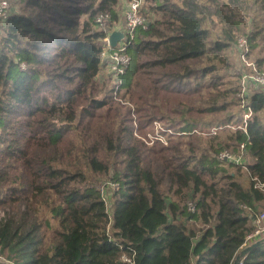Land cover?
<instances>
[{
    "label": "trees",
    "instance_id": "trees-1",
    "mask_svg": "<svg viewBox=\"0 0 264 264\" xmlns=\"http://www.w3.org/2000/svg\"><path fill=\"white\" fill-rule=\"evenodd\" d=\"M120 4L20 0L0 20V260L233 264L264 211V89L242 94L234 57L246 39L264 73V0H143L116 84ZM241 145L245 168L218 159ZM83 165L119 185L110 206ZM259 242L240 264H264Z\"/></svg>",
    "mask_w": 264,
    "mask_h": 264
},
{
    "label": "built area",
    "instance_id": "built-area-1",
    "mask_svg": "<svg viewBox=\"0 0 264 264\" xmlns=\"http://www.w3.org/2000/svg\"><path fill=\"white\" fill-rule=\"evenodd\" d=\"M143 0H129L123 5V21L124 25L122 30L120 31L123 33V38L117 43L115 47L110 45L109 36L106 39L107 48L103 53V58L108 59L109 64V72L108 77L114 79L116 84L120 83V77L125 73L127 67L130 64V58L125 55V51L129 45L130 40H132L135 36V31L138 28L147 29V19L141 13V6ZM9 0H0V17H7L11 12V8L9 6ZM108 16H100L97 19V22L102 26L105 27L107 24ZM130 37V39H129ZM238 52H239V60L242 64V84H241V92L242 94L250 93L252 87L263 88L264 89V73H259L255 67V64L251 62L248 58V46L247 40L241 38L238 41ZM249 69V71H247ZM246 70V71H245ZM159 126V125H157ZM160 127V126H159ZM157 139L162 140L163 138L158 135ZM245 145H241V153L240 154H232L228 151H223L219 154L218 159L221 161H231L234 162L236 165H240L243 168L247 165V158L244 155ZM255 182V188H258L264 191V182H261L255 178L252 179ZM112 186L115 187L114 191L119 190V185L110 183ZM113 187V188H114ZM102 192V196L107 204L110 206L109 198L105 196V189L99 188ZM108 202V203H107ZM242 209L249 210L247 206H242ZM189 211L194 212L195 207L193 204H189ZM252 224L254 230L250 232L245 239L244 247H250L255 243L264 239V211L257 212L254 214L252 218ZM122 261L127 264H134L133 257H129L128 255H122Z\"/></svg>",
    "mask_w": 264,
    "mask_h": 264
},
{
    "label": "rangeland",
    "instance_id": "rangeland-1",
    "mask_svg": "<svg viewBox=\"0 0 264 264\" xmlns=\"http://www.w3.org/2000/svg\"><path fill=\"white\" fill-rule=\"evenodd\" d=\"M129 1V0H121V4H120V7L118 8L119 11L121 12L123 10V5H125V3ZM9 6L11 8V12H16L18 11L19 12V8H20V0H9ZM123 4V5H122ZM122 9V10H121ZM9 14V13H8ZM122 15V14H121ZM120 15V17H121ZM6 17H0V20L1 19H5ZM261 20V19H260ZM124 25V21H123V15L120 19V22L115 24V26H123ZM122 30V29H121ZM115 32L114 29L112 30L111 33ZM110 33V35H111ZM109 35V36H110ZM235 57V61H236V64L239 65V69H242V64L239 60V57L237 55L234 56ZM238 70V69H237ZM236 70V71H237ZM108 72H109V67L107 66V68L104 66L103 67V73L101 77H107L108 75ZM161 127L159 126H155V131H157L158 129H160ZM248 162V160H247ZM83 171L85 173V175L87 176L88 178V181H90L91 183H96V185L99 187V188H104L105 189V196L107 198L110 197V195L113 194V191L115 189L114 186H112V184H110L108 181H105L106 179L105 178H100V177H97L95 175L92 174L91 170L89 169V167L87 165H83ZM114 187V188H113ZM109 200V199H108ZM108 203V202H107ZM14 215V211L10 208V207H7L6 209H3V210H0V222L2 221H6V219H9L10 216H13ZM0 264H12L11 262H4L2 260H0Z\"/></svg>",
    "mask_w": 264,
    "mask_h": 264
},
{
    "label": "water",
    "instance_id": "water-1",
    "mask_svg": "<svg viewBox=\"0 0 264 264\" xmlns=\"http://www.w3.org/2000/svg\"><path fill=\"white\" fill-rule=\"evenodd\" d=\"M123 36L124 35L121 32L115 31V32L111 33V35L109 36L110 45L112 47H115L117 45V43L123 38ZM259 244H260V242H257L254 245L247 247L246 249L241 251V253L236 257L233 264H240L241 259L243 257H245L246 254H248L253 248L257 247Z\"/></svg>",
    "mask_w": 264,
    "mask_h": 264
},
{
    "label": "crops",
    "instance_id": "crops-1",
    "mask_svg": "<svg viewBox=\"0 0 264 264\" xmlns=\"http://www.w3.org/2000/svg\"><path fill=\"white\" fill-rule=\"evenodd\" d=\"M122 28H123V26H115L114 31L120 32ZM108 64H109V61H108V59H106V64H104V66L107 68ZM244 249H246V247H243L241 249V251H243ZM241 251L239 252V254L241 253Z\"/></svg>",
    "mask_w": 264,
    "mask_h": 264
}]
</instances>
